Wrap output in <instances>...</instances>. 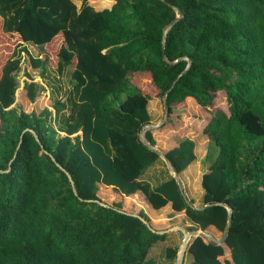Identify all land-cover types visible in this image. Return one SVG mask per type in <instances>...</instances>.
<instances>
[{
    "label": "trees",
    "instance_id": "trees-1",
    "mask_svg": "<svg viewBox=\"0 0 264 264\" xmlns=\"http://www.w3.org/2000/svg\"><path fill=\"white\" fill-rule=\"evenodd\" d=\"M80 1L0 0L1 32L21 40L0 75V264H157L150 252L166 235L143 211L100 205V183L127 197L140 191L154 210L171 203L187 232L222 235L230 210L225 243L192 238L183 264H264V0ZM90 2L114 4L97 11ZM176 10L183 16L167 29ZM24 45L57 50L55 75ZM22 53L47 79L52 110L12 106L24 99ZM143 81L161 98L169 91L168 114L193 98L211 116L202 133L216 156L198 209L168 170L155 187L142 180L160 161L140 138L151 125ZM23 90L33 103L44 89L31 81ZM145 139L155 146L150 130ZM165 158L179 175L195 160L193 141ZM178 248L165 249L168 264Z\"/></svg>",
    "mask_w": 264,
    "mask_h": 264
},
{
    "label": "crops",
    "instance_id": "crops-1",
    "mask_svg": "<svg viewBox=\"0 0 264 264\" xmlns=\"http://www.w3.org/2000/svg\"><path fill=\"white\" fill-rule=\"evenodd\" d=\"M113 4L114 2L109 4L110 7L108 9ZM79 7L77 8L79 9ZM148 86L153 92V95H149L150 99L148 101L149 115L151 120H153L159 115V100H157V91L150 85ZM152 96L157 99L152 100ZM172 110L171 114L175 120L174 126L169 124L168 127L164 128L166 129L164 132L157 130L153 132L150 130L155 141L154 148L165 156L166 152L177 147L182 140L190 139L193 141L195 160L178 177L180 189L186 201L191 206L199 208L198 206L202 202L203 196L201 178L208 172L211 164V160L208 158V138L202 133V130L211 116L204 112V109L193 98H187L183 102L175 104ZM166 170L171 174L169 167L160 157V161L144 173L142 180L149 182L151 187H155L158 184V180L156 181L155 177H158ZM97 187V197L101 203L106 206L119 204L121 205V210L129 215L136 216L140 211H143L150 220V228L160 235H166V239L163 242L156 244L151 249L150 256L157 264H168L164 258L165 249L178 246L179 251L184 238L183 232L189 233L185 230L187 223L184 220V213L175 212L171 207V203L159 210H154L140 191L127 197L115 192L112 187H106L101 183ZM225 254H229L228 251H225Z\"/></svg>",
    "mask_w": 264,
    "mask_h": 264
},
{
    "label": "rangeland",
    "instance_id": "rangeland-1",
    "mask_svg": "<svg viewBox=\"0 0 264 264\" xmlns=\"http://www.w3.org/2000/svg\"><path fill=\"white\" fill-rule=\"evenodd\" d=\"M75 5L77 7H79L81 5V1L80 0H72ZM92 2V1H91ZM90 2V5L97 11H101L104 9H108L109 3H104L101 6H98L97 4H92ZM112 3V2H111ZM110 3V4H111ZM21 43V40L15 35V34H4L1 32L0 30V75H1V71H2V67L5 64V62L8 60V58L10 57L13 49ZM31 56L33 57H41L44 58V56L46 55L49 58V68L48 71L50 72V74H52L53 76L55 75V68H56V53L57 50H51L48 49V47H45L43 50H40L37 47L34 46H30V45H24ZM52 49H56V42H54L52 44V46L50 47ZM22 59L20 62V70L15 73V77L18 81V89H21L23 91V95H24V99L21 101L16 100L15 97V102L12 105L13 107H19L20 110L24 111L25 113H30L32 111H36L39 112L44 108H49L52 110L51 106H52V101H51V91L50 88L47 86V79L43 80L42 78L39 77V72L36 69H32V67L30 66V62H29V57L22 53L21 54ZM35 82L38 83L41 87H43V91H41L38 96L35 98L33 103H30L26 97V92L23 90V85L25 82ZM69 82V76L68 74L63 76V84L64 86L67 85V83ZM144 85V91L145 93L147 92L149 95H153L150 87L148 86V82L147 81H143ZM54 85L58 86V83L55 82L53 83ZM17 92V91H16ZM157 93V92H156ZM16 96V93H15ZM155 96V94H154ZM152 100H156L157 98L155 97H151ZM158 112L159 115H157V117L153 120H151V125L152 126H156L158 125V127L156 129H152L151 131L155 132L160 131V132H164L166 129V127H168V125H173L174 126V116H172V114H167L165 120L163 121L164 118V109H163V104H162V98L158 96ZM223 100V94L222 93H218L217 94V101L215 102V106L221 110H223L224 112L227 111V106H226V101L222 102ZM205 112V111H204ZM163 121V123L161 125H159L161 122ZM200 134V133H199ZM209 147V145H208ZM216 153V152H215ZM214 153V154H215ZM216 156V154H215ZM215 156L213 155L210 160L215 159ZM201 206V203H199V206ZM190 233V232H189ZM204 233L213 236L215 239H218L221 237L220 233H218L217 231H215L214 229H209L206 230ZM227 251V250H226ZM229 255V254H227ZM226 254L221 258L222 260L226 259L228 256Z\"/></svg>",
    "mask_w": 264,
    "mask_h": 264
},
{
    "label": "water",
    "instance_id": "water-1",
    "mask_svg": "<svg viewBox=\"0 0 264 264\" xmlns=\"http://www.w3.org/2000/svg\"><path fill=\"white\" fill-rule=\"evenodd\" d=\"M183 14L180 10H176V16L175 18L170 21L167 25V29L171 28L176 22H178L181 18H182ZM185 59L187 62H188V65L185 69V71L188 69V67L190 66V60L188 58H183ZM166 60V59H165ZM181 59L173 62V63H177L178 61H180ZM167 61V60H166ZM184 71V72H185ZM168 92H165L163 97H162V103H163V109H164V118H163V121L165 120L167 114H168V110H167V103H166V97L168 95ZM163 121L159 124L161 125L163 123ZM157 126H152V125H147L143 128L141 134H140V138H141V141L147 145L150 149H152L153 151H155L164 161L165 163L167 164V166L169 167V170L172 174V176L174 177V179L176 180V182L178 183L179 187H180V183H179V177H178V174L176 173V171L171 167V165L169 164L168 160L165 158V156L160 153L157 149H155L154 147H152L148 142L147 140L145 139V133L146 131L148 130H152V129H155L157 128ZM100 205H104L103 203L100 202ZM193 209H198V208H195L194 206H191ZM206 206L202 207L201 209H204L206 208ZM229 211V216H228V222H227V227L225 228L223 234L221 235L220 238L218 239H215L214 237H212L211 235H208L200 230H197V231H193V232H190V233H185L183 232L184 234V238H183V241H182V244H181V247L178 251V254H177V258H176V262L175 264H183L184 262V256H185V253H186V250H187V246H188V243L190 242V240L192 238H196V237H200V238H203L205 241H210V242H214L218 245H223L225 243V240H226V237L228 235V231H229V225H230V222H231V211Z\"/></svg>",
    "mask_w": 264,
    "mask_h": 264
}]
</instances>
